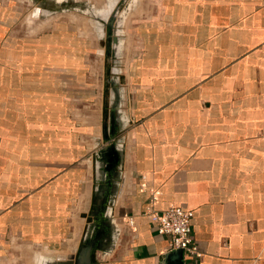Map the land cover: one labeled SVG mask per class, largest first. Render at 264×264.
I'll return each instance as SVG.
<instances>
[{
	"label": "crops",
	"instance_id": "crops-1",
	"mask_svg": "<svg viewBox=\"0 0 264 264\" xmlns=\"http://www.w3.org/2000/svg\"><path fill=\"white\" fill-rule=\"evenodd\" d=\"M109 143L92 264H161L149 206L183 264H264V0H0V264H73Z\"/></svg>",
	"mask_w": 264,
	"mask_h": 264
},
{
	"label": "water",
	"instance_id": "water-1",
	"mask_svg": "<svg viewBox=\"0 0 264 264\" xmlns=\"http://www.w3.org/2000/svg\"><path fill=\"white\" fill-rule=\"evenodd\" d=\"M113 16H111L108 23V34L107 40L109 44L106 46V52L110 50V42L115 40L114 38L110 37L112 33V27L110 23H112ZM120 17H118V21ZM117 111L116 108H112L111 110V117L114 120L116 117ZM111 119V120H112ZM113 134L114 132L111 131ZM108 138V137H106ZM101 157L104 159L106 158V165H105V184H103L98 191H96V197L94 200V208L92 213L94 214L95 226L93 229L92 236L89 237V230H86V237L89 239L80 246L77 250L76 256H70V258L74 259L73 264H92V253L98 247L103 246V242H100L102 236L107 234L108 226L104 223V212L106 208V203L109 199L111 190L115 187V183L113 182V176L116 175L114 167L116 166V161L118 159V155L115 152V144L109 143L101 150ZM108 235V234H107ZM183 250L182 249H174L166 251L162 254L161 264H183Z\"/></svg>",
	"mask_w": 264,
	"mask_h": 264
},
{
	"label": "built area",
	"instance_id": "built-area-1",
	"mask_svg": "<svg viewBox=\"0 0 264 264\" xmlns=\"http://www.w3.org/2000/svg\"><path fill=\"white\" fill-rule=\"evenodd\" d=\"M145 214L155 224L158 232L169 236L166 251L182 249L183 260L187 254L194 252V248L189 243L193 215L191 210L179 206H169L164 210L157 211L149 206ZM128 223H133L131 217L128 218Z\"/></svg>",
	"mask_w": 264,
	"mask_h": 264
},
{
	"label": "rangeland",
	"instance_id": "rangeland-1",
	"mask_svg": "<svg viewBox=\"0 0 264 264\" xmlns=\"http://www.w3.org/2000/svg\"><path fill=\"white\" fill-rule=\"evenodd\" d=\"M74 15H76L75 17L76 18H78V16H79V14H77V13H73ZM63 18H66V17H63ZM85 21V22H84ZM74 23H77L78 25H84V27L85 28H88V27H86V24H88V23H86V19H77ZM93 32V31H92ZM94 40H95V42H96V37H95V35H94ZM100 56H101V54H99ZM95 59V58H94ZM100 60L98 59V61L97 62H99Z\"/></svg>",
	"mask_w": 264,
	"mask_h": 264
},
{
	"label": "flooded vegetation",
	"instance_id": "flooded-vegetation-1",
	"mask_svg": "<svg viewBox=\"0 0 264 264\" xmlns=\"http://www.w3.org/2000/svg\"><path fill=\"white\" fill-rule=\"evenodd\" d=\"M58 8H61L60 6Z\"/></svg>",
	"mask_w": 264,
	"mask_h": 264
}]
</instances>
